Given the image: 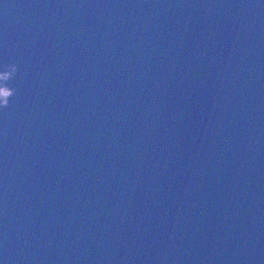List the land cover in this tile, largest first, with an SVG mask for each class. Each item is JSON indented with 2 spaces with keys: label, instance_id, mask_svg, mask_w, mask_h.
<instances>
[{
  "label": "water",
  "instance_id": "95a60500",
  "mask_svg": "<svg viewBox=\"0 0 264 264\" xmlns=\"http://www.w3.org/2000/svg\"><path fill=\"white\" fill-rule=\"evenodd\" d=\"M5 71L0 264H264V0H0Z\"/></svg>",
  "mask_w": 264,
  "mask_h": 264
},
{
  "label": "clouds",
  "instance_id": "9594fccd",
  "mask_svg": "<svg viewBox=\"0 0 264 264\" xmlns=\"http://www.w3.org/2000/svg\"><path fill=\"white\" fill-rule=\"evenodd\" d=\"M11 68L13 71L16 70L17 65L15 63H9L5 66ZM9 78V72L5 71L0 73V80H7ZM15 89L9 87L6 84H0V107H6L9 104V97L15 94Z\"/></svg>",
  "mask_w": 264,
  "mask_h": 264
}]
</instances>
